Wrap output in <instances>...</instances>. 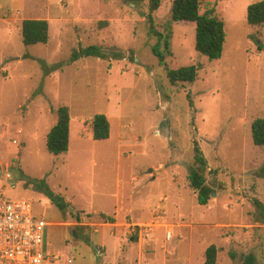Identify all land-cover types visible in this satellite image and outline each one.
I'll list each match as a JSON object with an SVG mask.
<instances>
[{
  "label": "rangeland",
  "instance_id": "obj_1",
  "mask_svg": "<svg viewBox=\"0 0 264 264\" xmlns=\"http://www.w3.org/2000/svg\"><path fill=\"white\" fill-rule=\"evenodd\" d=\"M258 1L202 4L201 14L215 7L225 23L223 56L209 60L196 49V25L174 23L173 0H162L155 23L173 33L175 66H201L196 82L174 85L153 53L149 0H0V172L17 179L10 196L31 202L48 223L45 264H138L139 250L153 264H205L211 244L220 264H245L250 252L264 264L255 204L264 203V146L252 136L264 117V26L247 20ZM25 19L49 20L47 44H24ZM91 45L126 57L71 60ZM62 105L70 107V150L56 155L47 137ZM96 114L109 117L110 139L93 138ZM195 140L215 189L208 205L190 186ZM131 221L143 225L134 231Z\"/></svg>",
  "mask_w": 264,
  "mask_h": 264
},
{
  "label": "trees",
  "instance_id": "obj_2",
  "mask_svg": "<svg viewBox=\"0 0 264 264\" xmlns=\"http://www.w3.org/2000/svg\"><path fill=\"white\" fill-rule=\"evenodd\" d=\"M129 2L138 3L143 0H127ZM206 0H173L172 2V21L174 23L196 25V49L207 56L209 60L221 59L224 52L226 41L225 23L219 19L215 13L216 8L213 7L206 14H201L202 4ZM162 5V0H149L148 2V22L150 31L157 37V43L153 47L154 55L159 59L160 63L165 66L167 76L172 84L192 83L199 79L200 65L175 66L177 57L172 51V32L163 33L157 30L154 13H156ZM247 20L250 25L264 26V0L258 1L248 6ZM106 22H102L105 24ZM22 35L25 45H34L37 43L47 44L50 35V22L47 19H25L22 23ZM172 57L171 63L168 65L167 57ZM82 57H98L103 60L112 62L113 60H122L126 57L125 52L117 47L105 48L100 45H91L75 49L72 55V61H76ZM133 59V57H132ZM58 66H52L47 69H58ZM57 122L52 127L47 137V149L53 154H68L70 150V107L62 105L57 108ZM93 138L97 141H105L111 137V122L106 114H96L91 121ZM252 136L255 145L264 146V117H259L252 124ZM195 144V164L190 171V186L197 194L198 203L208 205L215 189L207 183L206 172L209 168L208 161L198 143ZM264 176V168L262 170ZM47 193L53 199H57L51 191ZM257 208L261 211L262 223L264 224V203L259 199H255ZM102 218L107 222H114L112 216L101 214ZM80 221V214L76 216ZM137 242L138 236L132 237ZM220 248L216 244H211L205 252V264H220L218 255ZM235 258L234 253H230ZM245 264H258L257 256L250 252L246 255Z\"/></svg>",
  "mask_w": 264,
  "mask_h": 264
},
{
  "label": "built area",
  "instance_id": "obj_3",
  "mask_svg": "<svg viewBox=\"0 0 264 264\" xmlns=\"http://www.w3.org/2000/svg\"><path fill=\"white\" fill-rule=\"evenodd\" d=\"M16 186L9 169L0 172V264H45L48 223L34 214L31 202L10 196ZM166 238L172 240V231Z\"/></svg>",
  "mask_w": 264,
  "mask_h": 264
},
{
  "label": "crops",
  "instance_id": "obj_4",
  "mask_svg": "<svg viewBox=\"0 0 264 264\" xmlns=\"http://www.w3.org/2000/svg\"><path fill=\"white\" fill-rule=\"evenodd\" d=\"M103 213V212H102ZM103 214H106V213H103ZM106 215H108V216H112L113 218H114V222H107V223H111V224H116L115 223V217H117V216H113V215H110V214H106ZM129 228L131 227V229H134V231H136V229H138V228H140L141 227V225H143L142 223H140V222H135V221H131V222H128L127 224H126ZM110 235L113 237V238H117V240H120L121 241V244L123 243V240H124V238L123 237H120V236H118V235H115V234H112L111 232H110ZM135 236H138V232H137V235H135ZM134 237V236H133ZM157 239H159V238H161V234H157V237H156ZM166 240H167V238H166ZM133 241V240H132ZM138 241H139V237H138ZM137 241V242H138ZM168 241V240H167ZM135 242V241H134ZM141 243V242H140ZM98 247L100 248V249H102V251L99 249V254H100V256H103L104 254H106L107 253V250H108V247H107V243H106V240L105 239H103V241H101V245H98ZM138 255H139V259H138V264H153V262H154V259H152V258H150V257H148L146 254H145V252L143 251V250H139L138 251ZM145 257H146V259H145ZM145 259V260H144ZM48 260H49V258H48ZM47 260V261H48ZM128 263H129V261H128Z\"/></svg>",
  "mask_w": 264,
  "mask_h": 264
},
{
  "label": "water",
  "instance_id": "obj_5",
  "mask_svg": "<svg viewBox=\"0 0 264 264\" xmlns=\"http://www.w3.org/2000/svg\"><path fill=\"white\" fill-rule=\"evenodd\" d=\"M215 195H216L215 193L212 194V196H215Z\"/></svg>",
  "mask_w": 264,
  "mask_h": 264
}]
</instances>
